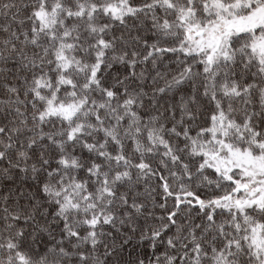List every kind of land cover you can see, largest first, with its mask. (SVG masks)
<instances>
[{"label": "snow or ice", "instance_id": "obj_1", "mask_svg": "<svg viewBox=\"0 0 264 264\" xmlns=\"http://www.w3.org/2000/svg\"><path fill=\"white\" fill-rule=\"evenodd\" d=\"M0 264H264V0H0Z\"/></svg>", "mask_w": 264, "mask_h": 264}]
</instances>
